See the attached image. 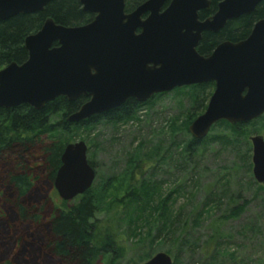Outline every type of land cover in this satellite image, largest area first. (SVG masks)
Masks as SVG:
<instances>
[{
  "label": "water",
  "instance_id": "water-1",
  "mask_svg": "<svg viewBox=\"0 0 264 264\" xmlns=\"http://www.w3.org/2000/svg\"><path fill=\"white\" fill-rule=\"evenodd\" d=\"M54 0H0V21L43 12ZM147 0L130 13L125 0H79L93 16L80 26H62L47 18L25 37L27 59L0 70V108L26 105L34 110L58 97L86 102L67 117L79 123L107 113L133 99L144 103L177 88L214 83L206 108L188 126L202 140L220 121L247 123L264 115V19L242 41L222 42L208 56L197 46L203 32L217 33L264 0H220L216 12L201 21L207 0ZM252 175L264 187V138L249 139ZM95 171L83 141L68 143L60 156L53 188L69 202L87 192ZM142 264H173L156 253Z\"/></svg>",
  "mask_w": 264,
  "mask_h": 264
},
{
  "label": "trees",
  "instance_id": "trees-1",
  "mask_svg": "<svg viewBox=\"0 0 264 264\" xmlns=\"http://www.w3.org/2000/svg\"><path fill=\"white\" fill-rule=\"evenodd\" d=\"M143 1L128 0L126 10H133ZM215 10L216 1L212 0L209 14ZM205 16L203 13L200 18ZM47 18L62 26H80L89 23L93 16L82 11L79 0H54L46 5L43 12L0 21V70L11 62L21 64L27 59L23 41L26 36L37 32ZM263 18L264 2H261L250 15L227 22L217 33H203L197 52L207 56L222 41L236 42L246 38L253 24ZM210 87H213L212 83L182 87L175 91L186 94L194 111L201 113L212 92ZM163 95H155L144 103L130 99L116 109L76 124L69 123L67 117L86 102L85 98L69 102L58 97L48 102L42 110H34L26 105L13 109L0 108V264H99L105 256L121 253V248L117 246V233L111 225L96 218L98 198L93 187L69 202L56 204L54 200L59 201V198L53 181L64 146L69 143L66 135L76 130L92 129L99 123L118 127L136 121V113L141 107ZM195 116H187L177 127L188 133V126ZM262 119L261 129L264 131V115L259 120ZM254 122L256 120L230 125L220 121L215 125H221L239 136L242 129ZM169 129L171 132L175 130L174 123L170 124ZM206 137L202 140L190 137L184 141L180 158L177 159H185L186 164H190L204 146ZM223 139L211 138L218 141ZM158 153L159 149L151 155ZM88 162L94 167L91 161ZM144 164L139 158L131 157L128 160L127 169L124 170L125 190L114 198L113 213L124 211L128 206L134 207L136 216L133 224L138 223L136 229L141 226L143 229L153 222L157 238L163 235L171 239L179 226L181 209H175L178 195L175 191L165 196L159 194L161 183L143 178L147 169ZM136 171L141 172V177L135 175ZM43 184L48 186L46 193L42 190ZM241 210L242 206L236 207L226 218L237 217ZM204 216L206 212L201 211L194 223ZM136 229L130 224L126 232L140 237L141 231ZM218 244L219 238L213 233L204 241V249L209 251Z\"/></svg>",
  "mask_w": 264,
  "mask_h": 264
},
{
  "label": "rangeland",
  "instance_id": "rangeland-1",
  "mask_svg": "<svg viewBox=\"0 0 264 264\" xmlns=\"http://www.w3.org/2000/svg\"><path fill=\"white\" fill-rule=\"evenodd\" d=\"M175 90L141 107L136 121L118 127L99 123L92 129L66 135L69 143L86 144L87 160L94 164L95 171L92 187L98 198L96 218L111 225L118 235L121 253L105 256L99 264H142L160 252L169 255L175 264H264V187L252 175L249 141L256 135L264 138L263 119L247 125L239 136L215 125L200 152L186 164L185 159L177 158L182 143L191 136L177 125L181 126L187 116L198 117L205 109L196 113L186 94ZM171 123L175 126L173 132L169 129ZM212 137L224 139L211 140ZM158 149L157 155H151ZM131 157L145 163L143 178L161 183L159 194L177 193L175 209L181 212L173 238H157L153 222L136 229L134 207L113 213L114 198L125 190L124 170ZM140 173L136 171L135 175L141 177ZM41 187L46 193L48 186ZM54 201L59 204L61 200ZM240 206L237 217L226 218ZM201 211L206 216L195 224ZM130 224L141 231L140 237L126 232ZM213 233L219 244L206 251L204 241Z\"/></svg>",
  "mask_w": 264,
  "mask_h": 264
},
{
  "label": "flooded vegetation",
  "instance_id": "flooded-vegetation-1",
  "mask_svg": "<svg viewBox=\"0 0 264 264\" xmlns=\"http://www.w3.org/2000/svg\"><path fill=\"white\" fill-rule=\"evenodd\" d=\"M127 1H128V0H125V11H126V13H130V12H132L133 10H135L139 5H141L142 3L146 2L147 0H144L141 4H139L138 6H136V7H135L133 10H131V11H127V10H126V2H127ZM207 1H208V3H209L208 10H207V11H199V12H198V18H199V20H201V21H203V20H205V19L211 17V16L216 12V10H215L212 14H209L210 6H211V4H212V0H207ZM215 1H216V9H217V5H218V3H219L220 0H215ZM170 2H171V0H166V1L164 2V4H163L162 8L164 9L165 7H167V6L169 5ZM79 4H80V3H79ZM80 6H81V5H80ZM81 8H82V7H81ZM255 9H256V8H255ZM203 13L206 14V16L203 17V18H200V15L203 14ZM263 19H264V18H263ZM259 20H260V19H259ZM257 21H258V20H257ZM257 21H256V22H257ZM228 22H229V21H228ZM254 24H255V23H254ZM254 24H253V25H254ZM251 29H252V28H251ZM250 31H251V30H250ZM203 33H205V32H203ZM203 33H202V34H203ZM209 33H210V32H209ZM202 34H201V39H202ZM249 34H250V32H249ZM249 34H248V35H249ZM247 37H248V36H247ZM247 37H246V38H247ZM246 38H244V39H246ZM201 39H200V42H201ZM244 39H242V40H244ZM242 40H239V41H242ZM239 41H236V42H239ZM200 42H199V43H200ZM222 42H225V41H222ZM222 42H220V43H222ZM228 42H230V41H228ZM236 42H232V43H236ZM220 43H218V44H220ZM218 44H217V45H218ZM217 45H216V46H217ZM198 46H199V44H198ZM198 46H197V47H198ZM216 46H215V47H216ZM215 47H214V48H215ZM214 48H213V50H214ZM196 50H197V49H196ZM213 50H212V51H213ZM212 51H211V52H212ZM211 52H210V54H211ZM210 54H209V55H210ZM207 56H208V55H207ZM212 84H213V90H214V83H212ZM129 100H130V99H129ZM132 100H133V99H132Z\"/></svg>",
  "mask_w": 264,
  "mask_h": 264
}]
</instances>
